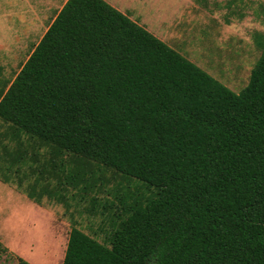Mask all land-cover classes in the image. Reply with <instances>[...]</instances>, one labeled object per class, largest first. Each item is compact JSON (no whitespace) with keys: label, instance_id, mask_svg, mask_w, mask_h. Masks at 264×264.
Instances as JSON below:
<instances>
[{"label":"trees","instance_id":"16d2710c","mask_svg":"<svg viewBox=\"0 0 264 264\" xmlns=\"http://www.w3.org/2000/svg\"><path fill=\"white\" fill-rule=\"evenodd\" d=\"M259 44L236 92L107 0L65 2L0 80V180L100 218L63 264H264Z\"/></svg>","mask_w":264,"mask_h":264},{"label":"rangeland","instance_id":"374dc122","mask_svg":"<svg viewBox=\"0 0 264 264\" xmlns=\"http://www.w3.org/2000/svg\"><path fill=\"white\" fill-rule=\"evenodd\" d=\"M64 1L0 0V80L16 76ZM111 1L124 9L135 6L136 15L141 12L149 19L154 32L174 23L170 45L234 91L248 84L262 52L264 0ZM74 218L91 234L100 223L99 217L89 218L78 210L72 213L48 197L37 203L16 183L0 180V242L16 245L10 249L14 254L8 248L0 251V264H24L20 258L28 254L25 244L30 241L45 246L46 258L40 264H63Z\"/></svg>","mask_w":264,"mask_h":264},{"label":"crops","instance_id":"0c3cea01","mask_svg":"<svg viewBox=\"0 0 264 264\" xmlns=\"http://www.w3.org/2000/svg\"><path fill=\"white\" fill-rule=\"evenodd\" d=\"M107 1L110 2L111 4H113L114 6H116L121 11L127 13L132 19L136 20L138 23L145 26L147 29H149L151 32H153L155 35H157L159 38H161L162 40L167 42L169 45H170V41L174 40V28H172L174 23H171L170 28L166 27L164 29H160L159 31L157 30V28H155V32H154L148 26V24H149L148 20L149 19H147L145 16H143V14H141V12H140V14L137 13V15H136L137 8L135 6H133L135 9L133 7H128L127 9H124V8L119 7V5L114 1H111V0H107ZM60 6H61L60 9H61L63 5H60ZM157 32H159V33H157ZM23 242H25V241H23ZM30 242L25 244V247L28 250V254H26L24 260H26L30 264H40V263H42V261H45L47 251H45L44 244H43V246H39L38 244L35 245L33 243H30ZM15 246H16L15 244L11 243L10 247H7V246H5V247L10 250V249H14ZM9 250H8V252H9ZM11 251H12V254H14L13 250H10V252Z\"/></svg>","mask_w":264,"mask_h":264}]
</instances>
